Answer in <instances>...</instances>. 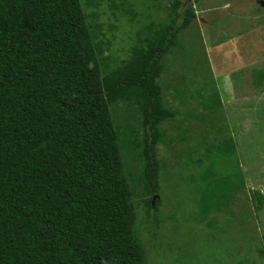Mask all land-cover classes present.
I'll use <instances>...</instances> for the list:
<instances>
[{
	"label": "trees",
	"instance_id": "trees-1",
	"mask_svg": "<svg viewBox=\"0 0 264 264\" xmlns=\"http://www.w3.org/2000/svg\"><path fill=\"white\" fill-rule=\"evenodd\" d=\"M168 1L166 9V0H0V264H149L137 207L163 224L162 200L153 204L163 189L158 148L168 143L164 126L181 115L159 80L201 2ZM104 8L114 23L100 21ZM122 14L139 30L119 60L106 33L114 38ZM250 73L264 91V69ZM181 86L200 95L208 116L222 108L216 87ZM225 140L205 142L194 161H207L204 171L186 178L203 219L244 190L215 171L237 153Z\"/></svg>",
	"mask_w": 264,
	"mask_h": 264
},
{
	"label": "rangeland",
	"instance_id": "rangeland-1",
	"mask_svg": "<svg viewBox=\"0 0 264 264\" xmlns=\"http://www.w3.org/2000/svg\"><path fill=\"white\" fill-rule=\"evenodd\" d=\"M195 6L197 19L166 58L159 80L164 102L181 113L164 126L168 143L158 148L163 189L154 197L162 200L158 218L163 224L156 228L137 207L139 235L149 264H235V259L264 264V201L251 195L257 192L264 200V91L249 84L251 67L264 69V0H201ZM128 17L122 14L114 38L106 33L119 60L126 59L129 37L139 30V22H128ZM100 21L114 23L108 8ZM181 81L193 91L207 84L216 87L222 108L208 116L200 95L187 92ZM173 137L180 139L172 143ZM222 139L235 140L237 153L222 159L215 171L242 181L244 190L230 208L213 212L216 223L208 226L211 216L202 218L196 183L186 178L204 171L207 161L200 168L194 164L207 151L204 143ZM171 174L178 176L176 181Z\"/></svg>",
	"mask_w": 264,
	"mask_h": 264
},
{
	"label": "water",
	"instance_id": "water-1",
	"mask_svg": "<svg viewBox=\"0 0 264 264\" xmlns=\"http://www.w3.org/2000/svg\"><path fill=\"white\" fill-rule=\"evenodd\" d=\"M156 198H158V197H154V199H153V204H154Z\"/></svg>",
	"mask_w": 264,
	"mask_h": 264
}]
</instances>
